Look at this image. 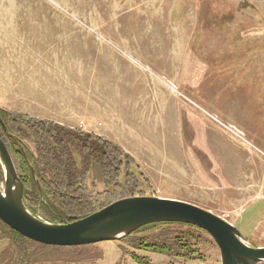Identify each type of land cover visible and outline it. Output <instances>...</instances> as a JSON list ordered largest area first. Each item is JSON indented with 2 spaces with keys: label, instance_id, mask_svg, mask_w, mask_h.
I'll return each mask as SVG.
<instances>
[{
  "label": "rangeland",
  "instance_id": "1",
  "mask_svg": "<svg viewBox=\"0 0 264 264\" xmlns=\"http://www.w3.org/2000/svg\"><path fill=\"white\" fill-rule=\"evenodd\" d=\"M0 110L118 146L120 181L137 182L116 201L189 203L264 247V0H0ZM85 185L110 191L97 170ZM129 236L79 247L22 236L35 244L21 249L26 264H221L207 233L193 259L137 250ZM8 258L19 264L13 248Z\"/></svg>",
  "mask_w": 264,
  "mask_h": 264
},
{
  "label": "trees",
  "instance_id": "2",
  "mask_svg": "<svg viewBox=\"0 0 264 264\" xmlns=\"http://www.w3.org/2000/svg\"><path fill=\"white\" fill-rule=\"evenodd\" d=\"M0 117L9 135L6 136L1 128L0 138L15 160L17 173L23 185L22 201L34 216L41 217L43 221L52 224L77 221L130 194V183L136 185L137 179L130 181L127 174H124L120 181L122 166L127 158L113 143L48 121L27 117L10 119V116H4L2 110ZM28 142L34 145V152L29 149ZM31 167L35 171L38 187L31 175ZM95 170L99 172L106 189L110 188L108 195L101 198V194L89 193L85 185L86 177ZM3 182L0 164V184ZM150 227L186 229L183 231L184 234L176 235L174 238L166 232L156 237H144L139 240L140 237H137L139 232ZM0 233L3 234L0 239L6 240L0 241V264H4L11 248L15 257L19 259L18 263L26 264V254L21 248L25 244L35 243L10 230L1 221ZM201 233L206 234L191 225L162 223L145 226L132 233L127 239L130 246L140 251L169 253L168 255L174 259H193L196 253L193 241ZM81 248L86 247L63 249ZM131 255L133 258L137 257L135 254ZM140 259L142 264H150L148 260Z\"/></svg>",
  "mask_w": 264,
  "mask_h": 264
},
{
  "label": "water",
  "instance_id": "3",
  "mask_svg": "<svg viewBox=\"0 0 264 264\" xmlns=\"http://www.w3.org/2000/svg\"><path fill=\"white\" fill-rule=\"evenodd\" d=\"M0 124L5 128L1 119ZM5 130V129H4ZM3 188L0 220L18 234L47 246L79 247L119 241L155 223H181L205 231L219 249L221 264H264V247L252 248L239 231L218 216L195 205L154 197L121 199L68 224H50L35 217L22 201L23 185L7 147L0 139ZM35 185V171L31 167Z\"/></svg>",
  "mask_w": 264,
  "mask_h": 264
},
{
  "label": "bare ground",
  "instance_id": "4",
  "mask_svg": "<svg viewBox=\"0 0 264 264\" xmlns=\"http://www.w3.org/2000/svg\"><path fill=\"white\" fill-rule=\"evenodd\" d=\"M21 181V180H20ZM3 188V187H2Z\"/></svg>",
  "mask_w": 264,
  "mask_h": 264
}]
</instances>
